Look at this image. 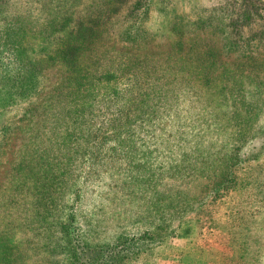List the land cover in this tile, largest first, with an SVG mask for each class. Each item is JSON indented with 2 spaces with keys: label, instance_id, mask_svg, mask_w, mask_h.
<instances>
[{
  "label": "rangeland",
  "instance_id": "obj_1",
  "mask_svg": "<svg viewBox=\"0 0 264 264\" xmlns=\"http://www.w3.org/2000/svg\"><path fill=\"white\" fill-rule=\"evenodd\" d=\"M105 3L98 38L52 60ZM75 71L122 90L97 84L87 144L58 133ZM7 238L11 264H264V0H0Z\"/></svg>",
  "mask_w": 264,
  "mask_h": 264
},
{
  "label": "trees",
  "instance_id": "obj_2",
  "mask_svg": "<svg viewBox=\"0 0 264 264\" xmlns=\"http://www.w3.org/2000/svg\"><path fill=\"white\" fill-rule=\"evenodd\" d=\"M255 5V3L247 4L245 7V13L249 16L251 13V10H249L250 5ZM117 9V5H109L105 3L104 5V15H99L96 17H92L88 20V23L82 24L77 23L76 29L73 31V33H70L66 36L65 44L66 46L63 48H60L59 50L55 51L52 56V60H57L60 62H64L65 64H73V60L77 59L78 56L81 54V52L84 50L83 47H88L91 41H93L96 37L100 35L103 31V28L106 25V19L105 15L115 11ZM104 16L103 20L101 18ZM247 17V16H246ZM82 22V21H81ZM128 38H132V34H127ZM66 73V71H65ZM114 75V72L110 71V76L107 73L100 74L99 77H92L90 79L92 80H86V75L82 74V72L75 71V75L72 77H67V83H64L65 85L57 89L55 93L56 102L61 107L60 110L62 112H59L58 118L61 121L59 122V130L58 133H60L61 136V143L66 144L67 137L66 135H73L76 141L82 142L83 144H87L89 142V138L85 137V133L82 131L84 130V122L82 120L83 112H86L87 110L94 108V101L90 100L89 98L92 97L93 99L96 95V86L98 83H102L101 88L103 89V93H107L111 95L112 93L117 94L121 92L122 90H117L116 84L113 83L112 76ZM91 77V76H90ZM98 80V82H96ZM66 81V80H65ZM64 81V82H65ZM106 81V82H102ZM26 83H29L26 81ZM115 84V85H113ZM28 85V84H27ZM29 86V85H28ZM70 92L75 93L73 96V104L68 106L69 98H66L67 95H70ZM107 94V95H108ZM122 94L128 96V88L124 89ZM123 99V98H121ZM129 101V98H126ZM107 100H110V98H107ZM74 102H77L78 104H75ZM91 113V112H88ZM93 114V113H92ZM93 116V115H92ZM124 121L125 123L129 122H135L138 121L141 124H146L147 121H149L154 116H133V114L130 113L124 114ZM115 120V119H114ZM86 122L87 119H84ZM83 123V124H81ZM93 127V122L90 120L88 127ZM111 127L113 130L115 129V124H113ZM79 132V133H78ZM88 136V135H87ZM121 136L117 138V141H121ZM54 173V172H53ZM55 175H53L54 178ZM38 200H42V198H38ZM8 244H2V249L0 253V264H11L13 260H15V254L16 251H13V247L10 245L9 238H7Z\"/></svg>",
  "mask_w": 264,
  "mask_h": 264
}]
</instances>
